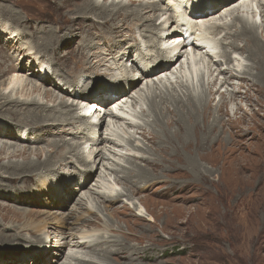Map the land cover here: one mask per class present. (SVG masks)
I'll use <instances>...</instances> for the list:
<instances>
[{
  "label": "rangeland",
  "instance_id": "rangeland-1",
  "mask_svg": "<svg viewBox=\"0 0 264 264\" xmlns=\"http://www.w3.org/2000/svg\"><path fill=\"white\" fill-rule=\"evenodd\" d=\"M96 1L102 3L103 0ZM108 1L107 6L111 11H117L119 8L124 10L135 9L141 11L145 17H150L151 20H154L157 28L161 26L169 28L171 26L170 15L172 12L169 10L167 12L155 11L150 13L142 7L143 5L156 3L163 7V5L165 6L168 3L167 0ZM111 1H114L115 4L122 2L120 7H116L115 4H111ZM128 1L134 3V5H127ZM260 1H263L262 7L255 0L249 11L245 12L243 8L244 12L238 14L247 23L256 25L255 28L258 35L262 34V26H264V0ZM30 3L31 5L26 3L27 6L23 3L24 10L22 7L21 9L30 17L35 15L36 18L41 20H28L23 26L16 28L20 35L19 39L14 42H6V37L9 36V32L6 30L0 35V62L3 64L2 67L4 69V67L9 65L20 68L24 79H28L30 77L28 73L33 71L36 76H31L33 81L38 78L40 82L43 79L44 81L56 82L58 85L63 86V78H66L70 72L76 73L73 67L79 56L84 57L85 62L89 61L90 66H92L96 64L92 54L94 53V56H97L99 53L104 52L99 56V59L102 60L101 66L91 67L87 72L80 74L78 78L81 82L78 90L85 95L92 96V102L89 101L88 104L82 103L77 108L68 107L70 115L73 112L93 115L92 119L87 116L88 121L86 123L93 122L95 134L92 138H96L95 142L97 143L96 145L89 142L83 144L84 140H82L81 134H77L73 138L71 135H65L60 128L61 126H58V129L53 132L55 135L52 133L44 141L28 150V159L36 162V151L40 150L41 159L43 160L49 151L52 150L49 144L52 141H57L62 152H67L68 148L71 147L70 149L74 150L76 157L89 160L90 163L86 166L87 168L83 164L76 162L75 157L70 158L71 156L67 155L63 164L48 167L47 171L41 169L33 172L25 177L26 180L0 178V210H7V208L8 210L13 208L20 209L31 215L30 220H35L38 223L51 222V225H46L45 231L37 234V238H42L41 242H35L34 238L30 236L22 237L14 242H0V264H47L45 261L47 256L50 257L51 264H79L75 259L91 261L96 264H107L98 256L87 254L84 250L72 247L69 245V241L72 240V237L76 238V240H83V237L93 240L102 236L112 238L111 240L114 241L116 239L121 240L120 235L111 233V230H120L124 234L132 231L133 235L137 236L136 239L142 241V247L150 245V231L156 232V239H154L156 241V249L145 252L140 261L137 259L133 264H264V93L259 94L253 89L249 91L247 88H245L246 90L240 89L241 92L247 91L248 97H242L237 105L231 103L228 107L229 110H234L237 106H241L245 117V122L239 125L242 128L241 133H244L247 128H251L252 131L250 133L253 135L239 134L238 137L237 135H226L227 130L223 131L224 135H210L212 139L214 137L218 139L219 137L222 144L221 152L227 157V163L231 164L229 167L225 166L224 169L227 170L225 172L227 175L225 176L227 177L229 172L230 174L236 172L240 177L241 181L237 186L238 189L235 187L223 188L222 196L217 198L216 190L212 186H206L208 183L206 182L205 185L204 183H197L196 187H189L183 194L178 193V191L176 193L174 189L169 188V183L156 185L155 182L149 185L153 180H156L154 175L157 172H152L149 168H146L149 175L152 174L151 176L148 174L144 176H149V186L147 185V187L141 188L139 193L133 194V189L130 188L132 185L121 178L123 171L130 172V168L133 170L136 165L143 167L145 159L156 158V148L139 134L143 129L150 132L153 131L152 127L149 126L154 119L150 111L149 99L154 98L156 102H159V96L168 95L183 98L184 90L179 86H184L181 78H175L177 75H172V71L165 76L161 75L158 78L159 83L154 86L148 85L151 91L148 94L146 92L147 98L142 96L141 99L133 103L131 99L133 93H131L130 98H124L125 101L122 100L121 104H119L121 107L125 106L124 111L131 113L129 118L122 115L121 118L123 120L111 118L109 115L113 109L111 104L102 108L93 96L107 97L106 95H111L106 92L109 85L107 82L120 78L126 69L131 71V64L136 62L133 57L137 56L139 52L136 49H132L128 54L123 52L118 56L117 51L119 50L113 43L109 45L107 42L108 45L91 46L89 41L93 38L89 37V40H85V32L91 33L93 31L97 33L96 30L101 28L102 20L82 19L76 14L74 6H70L67 10H72L68 12L66 17H63V11L58 9L56 0H34ZM139 3H141L140 6ZM175 3H177L175 0L171 2V4ZM0 4L6 5L7 3L1 0ZM178 10H176L175 16L181 14V9ZM219 15L216 19L207 23L206 29H197L195 27L198 24L197 22L189 21L184 17H181L180 20L177 18L182 23H188L191 27H195V35H201L212 42L210 48L195 53L196 61H200L198 67L200 75L197 74L199 76L194 78L195 85L199 87L197 89L199 96L209 93L207 79L209 80L210 78L205 73L210 71L214 74L213 76H216L218 74L217 69L226 68L224 65L225 59L223 60L220 57L225 53L224 50L227 51L226 54L230 55L232 60L230 67H234L233 69L236 72L247 71L250 65V62L243 55L239 53L234 55L228 47L233 40H235L236 45L242 46L240 40L233 38L234 32L240 27L239 21L233 18L234 16L223 14V12H220ZM253 17L254 19H252ZM56 20L64 21L61 24L62 29L60 31H58L59 25L51 23V21L56 22ZM134 22L135 20L132 19L129 20V23H125L126 26L131 27V30L133 29L132 37H129L132 33L129 32L131 30L123 26L124 29L120 32V37L117 39H126L127 44L130 45L134 43L133 37L136 38L137 42L139 40L144 41L143 39L147 40L143 37L142 34H144L146 36L150 35L151 42L156 41L154 30L151 34L142 31L145 28V24L150 25L152 22H145L144 25H141V23L132 25ZM213 25H216V27H213ZM113 26L114 24L112 23L106 25L107 29ZM68 27H73L74 29L70 34H67L68 30L64 29ZM79 27L82 30H79ZM216 28H218V32H221L219 36L214 32ZM79 32L82 33L80 37ZM178 34L180 35H176V38L182 36L180 32ZM53 35H64V39L56 41L55 51L51 54L49 49L46 50L43 47L42 49L39 44L48 39L51 40ZM103 41L110 40L103 39ZM179 41L181 40L178 39L175 44ZM186 48L184 51L187 54L190 53V47ZM206 51L210 54H215L210 58L205 55ZM108 53H113L114 55L107 56ZM182 53L184 52L182 51ZM117 57H119V61ZM185 57L186 55H183L179 62H184ZM217 61H221V63L217 66L213 65ZM175 68H178V66H175ZM53 71L62 74V79L54 74ZM202 73H204V76L206 75L203 78V83L200 78ZM9 78L8 73L0 76V92L7 87ZM223 78L224 76L220 75L218 77L219 82H223ZM120 81H115V83ZM236 84H238V81L232 80L229 84H224L221 87L220 93L223 92L229 102L231 100L230 92L237 87ZM135 87L144 91V81H139ZM68 93L69 95L66 96L62 94L64 98L56 95L53 99L47 100L44 99L43 90L32 95L30 93H22L21 95L17 91L10 94V97L11 99L29 101L34 99L39 104L52 109L61 101L66 103L67 106L75 105V103L79 102L75 98H71L70 91ZM217 102L218 96L215 98V105ZM113 112L116 113L115 110ZM102 116H104V120L103 118L100 119ZM99 119L102 123L100 122V125L95 124L98 123ZM224 120H227V116H224ZM17 122V120L12 121V124L17 126L15 130L12 129V133L17 134V130L21 129ZM29 127L31 126L29 125ZM84 127L82 125L78 133L84 130L83 133L87 132ZM106 127H109L108 129L114 134L110 135ZM102 138L110 139L109 143L100 142ZM211 138L209 143L213 141ZM60 141L63 143H60ZM10 144H13V142L0 139V148H5L4 154L1 155L3 159L0 164L8 162L22 163V157H11L14 155L13 152L16 149H21V147L9 148ZM62 144L65 145L62 146ZM216 147L217 141H213L210 149L206 148L203 154H209L212 150L214 152ZM229 150H232V154H229ZM89 154L92 155L88 157ZM132 163L136 164L133 165ZM206 166L209 168L208 165ZM83 167L88 170L85 171L86 169ZM217 167L219 168V166ZM84 172L86 174L82 176ZM214 174L213 176H217V173ZM157 175L161 176L160 172ZM173 175L174 173L167 172L162 174V177L163 179L167 178L166 180L170 178L175 181L172 177ZM213 176L210 177V180L214 178ZM204 188L208 193H204ZM110 189H115L121 195L120 199L115 200L111 204L112 208L124 206L127 215L118 216L115 212L104 210V202L101 195H109ZM180 194L187 195L188 200L177 198L181 196ZM210 196L213 199L209 198ZM139 204L144 205L147 211L152 213L156 222L149 221L144 212L139 213L135 210V207L138 208ZM87 211L91 212L90 225L83 226L81 220L76 225V221L81 215L84 217L88 216ZM165 211L169 214L168 216ZM180 213H182V216L179 218L177 216ZM61 219L66 220L64 228L54 227V222H58ZM186 220L188 223H185ZM106 228L107 230H105ZM11 233L6 232V234ZM71 235L73 236L70 237ZM112 245L109 244V247ZM131 245L138 246L136 242H132Z\"/></svg>",
  "mask_w": 264,
  "mask_h": 264
},
{
  "label": "bare ground",
  "instance_id": "bare-ground-1",
  "mask_svg": "<svg viewBox=\"0 0 264 264\" xmlns=\"http://www.w3.org/2000/svg\"><path fill=\"white\" fill-rule=\"evenodd\" d=\"M2 1L7 4H0V35L4 33L5 30L9 32V36L6 37V42L8 43L14 42L15 40L19 39L20 32L17 31L16 28L23 26L24 23L26 24L28 20H41L39 18H36L35 15L30 17L23 12V5L25 4V6H27L26 3H29L31 5L30 2L34 0ZM107 1L108 0H103L102 3H99L96 0H56V2L58 3V9L60 11H63V13L61 12L63 14V17H66L68 12L72 10L67 9L70 6H74V10H76V14H78V17H81L85 20H102L101 28H98L96 30L97 33H94L93 31L91 33L87 31L85 32V40L93 38L89 41L91 46L95 45L97 47V45H108V43L110 45V43H113V45L120 51H117L118 56H120L123 52H125V54H128L132 51V49H136L139 52L137 56L133 57L136 62H133V64H131V71L126 69V71L121 74L120 78H115L114 81L107 82L109 83V85L106 92H109L111 95H106L107 97L96 95L93 96L95 98V101L99 103L100 107L104 108L106 105L111 104L113 109H110L112 111L110 112V114L108 113L110 117L116 120H123L121 118V115L129 118L131 116V113L124 111L125 106L121 107L119 105L121 104L122 100H124V98H130L129 96L131 93H133V96H131L133 103L136 102V100L141 99L142 96L147 98L148 95H145L146 92L148 94L151 91L148 85L154 86L156 83H159L160 81L158 80V78L161 75L165 76L168 73L170 74L172 71V75H177L175 78H181V82H183L184 85H179L184 90L183 98H176L173 95H168L159 96V102H156L154 98L149 99L150 111L152 112L154 118L153 122L149 124V126L152 127L153 131L150 132L146 131L143 128H140L143 129V131H140L139 134L143 136L149 144L153 145L156 148V158L145 159L143 161V167H141L140 165H136L134 166L133 170L132 168H130V172H121V178L132 185L130 188L133 189V194L139 193L141 188L147 187V185L149 184L148 177L152 174L149 175V172L146 170V168H149V170L152 172H157L156 175H154L156 176V180H153V182L149 185H152L155 182L156 185H165L169 183V188L174 189L176 193L178 191V193L180 192L183 194L189 187L191 188L197 185V183H204L205 185L206 182H208L206 186H212L216 190V197L220 198L223 193V188H237L241 181L240 177L236 172L231 174L230 172H227L228 176H225L227 175L225 173L227 170H225L224 168L225 166L229 167L231 164L227 163V157H225V155H223V153L221 152L222 144L219 137L218 139L217 137H214L212 139L210 135H224V130L228 131L226 135H237V137L239 134L253 135L252 133H250L252 131L251 128H247L244 133H241L242 128H240L239 125L245 122L244 112L242 113L241 106H237L234 110H229L228 107L231 103L237 105L240 98L248 97V93H246L247 91L241 92L240 89L246 90L245 88H247L248 91L250 89H253L259 94L264 93V26H262V34L258 35L257 29L255 28L256 25L254 26L247 23L246 20L244 21L238 15L239 13H243L244 10L245 12L249 11L252 3H254L255 0H175L177 1V3L175 4H171V2L174 0H167L168 3L165 6L163 5V7L158 3L142 6L144 10H147L150 13L155 11L167 12L168 10L172 12L171 15L169 14L171 18V26H169V28H166L164 26H161L159 28L155 27L154 20H151L150 17H145L139 10H124L119 8L117 11H111L107 6ZM121 2L122 1L115 4L114 1H111V4H115L116 7H120ZM262 2L263 1L257 0V3H259L261 7L263 6ZM132 4L134 5V3H132L131 1H128L127 3V5ZM140 4L141 3H139V6ZM30 5L29 7H31ZM21 7L23 10L21 9ZM178 9H181V14L179 16L177 15V17L175 16V12ZM220 12H223V14L234 16L233 18H236V20L239 21L240 27L234 32L233 38L236 40H240L242 42V46L236 45V43L234 42L235 40H233V42H231L230 46L228 45V47L234 55L238 53L243 55L250 62V65L247 71H237V73L236 70L233 69L234 67H230L232 61L231 57L230 55L226 54L227 51L224 50L225 53H221L222 55L220 57L221 59L223 58V60L225 59L224 65L226 68L217 69L218 74L216 76H213L214 74L210 71L205 73L206 75H209L210 78L209 80L207 79L209 93L207 95L204 94L199 96L197 93V89H199V87L198 85H194V78H197V76L200 75V69L198 68L200 61H196L195 53L202 52L201 50L210 48L212 42L201 35L198 36L196 34V36L194 28L197 27V29H206L208 26L207 23H209L213 19H216ZM181 17H184L189 21L197 22L198 24H196L195 27H191L190 25H188V23L184 24L179 21ZM132 19L135 20L134 24L132 25H137V23H141V25H144L145 22H152V24L150 25L145 24V28H143L142 31H145L146 33L148 32L150 34L155 31L156 41L151 42L150 40L152 39L149 37L150 35L146 36L144 34L142 35L147 40L142 38L144 41L139 40V42H137L136 38L133 37L134 43L130 45L127 44L128 42L126 39H117L120 37V32H122L124 28H128L131 30V27L126 26L125 23H129V20ZM252 19H254V17ZM62 22L64 21H51V23L59 25L58 31L62 29ZM109 23L114 24V26L110 29H107L108 27H106V25ZM172 24L175 26H173L174 28L172 27ZM213 27H216V25H213ZM150 28L152 31L149 30ZM64 29L68 30V32H66L67 34H70L74 30L73 27ZM78 29L84 30V27L82 26V29L80 27ZM129 32H132L129 36L132 37V34L134 33L133 29ZM179 32L182 36H180V38H176V35H180L178 34ZM214 32L218 36L219 34H221V32H218V28H216ZM81 34L82 33L79 32V37L81 36ZM60 39H64V35H53V37H51V40L48 39L44 41L42 44H39V47H43L46 50L49 49L52 54L55 51L56 41ZM103 39H107L110 41L105 42L103 41ZM178 39H180L181 41L175 44ZM186 47H190V53L188 54L186 53V51H184ZM182 51L184 53H182ZM103 53L104 52L99 53L97 56H94V53L92 54L93 59L96 60V64H93L92 66H90L89 61L85 62L84 57L79 56L77 61H75V66L73 67L76 73H68L69 75H67L66 78H63V86L58 85L56 82L54 83L48 80L44 81L43 79L41 80L42 82H40L38 78H36V81H33L32 77H36L33 71H30L28 73L30 74V77L28 79H24L21 75L22 70L20 68L8 65L3 69V64L0 62V76H2L4 73H8L10 77L7 87L0 92V119H2L0 120V139L13 142V144L9 145V148L21 147V149H16L13 152L14 155L11 157L16 156L23 158L22 163L8 162L6 164H0V178H20L21 180H26L25 177L33 172L41 169L47 171L48 167H52L61 163L63 164L67 155L71 156L70 158L75 157L76 162L83 164V166H88V163H90V161L82 159L80 157H76L74 150L70 149L71 147L68 148L67 152H62L57 141H52L49 144L52 147V150L49 151V153L43 160L41 159L42 154L40 150L38 152L36 151V162L29 160L27 157V153L31 147L44 141L47 136L52 135V133L58 129V126H61L60 128L65 135H71L74 138L75 136H77V134H81L82 140H84L83 144L89 142L96 145V138H92L95 134L94 124L92 121L91 123H86V121H88L87 116H90L92 119L93 115L74 112L72 115H70L68 109L70 107L77 108L82 103L88 104V102L91 101L92 96L85 95L80 90H78L79 84L81 83L78 78L80 74L87 72L91 67L96 68V65L101 66L102 60L99 59V56H101ZM214 54L215 53L210 54L208 51L205 52V55L209 56L210 58H212ZM111 55L114 54H107V56ZM183 55H186V57L184 59V62L180 63L179 60ZM117 58L119 61V57ZM219 63H221V61H217L213 65L217 66ZM175 66H178V68H175ZM53 73L60 76L62 79V74L56 73L55 71H53ZM220 75L224 76L223 82H219L218 80V77ZM205 76L204 73H202L200 76V78L202 79V83ZM232 80L238 81V84H236V88L231 90V100L229 102L226 100L225 94L223 92L220 93V90L224 84H229ZM115 81L120 82L115 83ZM139 81H144V91L138 89V86L135 87V85ZM66 86L68 87L66 88ZM16 90L21 95L22 93H30L31 95L37 94L41 90H43L44 99L46 100L53 99V97H56V95H60L61 98H64L62 94H64L65 96L69 95L68 91H70L71 98H75L79 102L75 103V105L71 104L70 106H67L66 103L61 101L57 104L56 107L49 109L47 106L39 104V102L34 99L30 101L11 99L10 94L17 92ZM149 95L151 96V94ZM216 96H218V102L215 105L214 102ZM113 110H115L116 113H113ZM85 111L87 110L85 109ZM116 114L120 115L117 116ZM224 116H227V120H224ZM103 117L104 116H102L100 119H102ZM100 119L98 120V123L95 124L100 125V122L102 123ZM15 120L18 121L17 123L21 127L20 130H17V134L12 133V129L15 130L17 128V126L12 124V121ZM28 124L31 127H29ZM82 125L85 126L84 128L87 129V132L83 133L85 131L84 130L83 132L78 133V131L81 130ZM106 128L108 129L109 127ZM107 131L110 135L114 134L110 129H108ZM210 138L214 142L217 141V147L214 152L212 150L209 154L204 155L203 151L206 150V148L210 149V146L213 145V141L209 143ZM109 141L110 139L106 138H102L100 140V142L105 143H109ZM61 142L62 141H60V143ZM5 145L7 146L6 142ZM63 145L65 144H62V146ZM4 150L5 148H0V163L3 159L1 155L4 154ZM229 154H232V150H229ZM91 155L92 154H89L88 157ZM210 155L211 157H209ZM209 158L213 159L210 160ZM205 165H208L209 168L207 166L205 167ZM217 166H219V168ZM217 168L218 170H216ZM87 170L88 169H86L85 171ZM158 172H160L161 176L157 175ZM167 172L174 173L172 177L176 182L170 178H168V180H166L167 178L163 179L162 174ZM214 173H217V176H213L215 175ZM85 174L86 172H84L82 176H85ZM147 174L149 176L144 177ZM212 176L214 178L210 180V177ZM203 191L204 193H208L205 188L203 189ZM119 194L115 189H110L109 195H101V198H103L104 202V210H108V212L111 211L112 213L115 212L118 216L127 215V212H125L126 208L124 206L113 208L111 206V204L115 200L117 201L121 198V195ZM182 194H180L181 196L177 198L187 201V195ZM227 195L229 194L227 193ZM209 198H212V196H210ZM135 208V210L139 213L144 212L149 218V221L156 222L155 218H153L152 213L148 212L144 205L139 204V207ZM165 212L167 214V211ZM87 214L88 216L86 217L81 215L76 221V225H78V221L81 220L83 226H89L91 220V212L87 211ZM168 215L169 214H167V216ZM181 216L182 213H180L177 217L180 218ZM30 217V214L25 211H21L20 209L13 208L12 210H8L7 208V210H0V242H14L21 239L22 237L27 236L33 237L35 242H41L42 238H37L36 236L37 234L45 231L44 229L46 228V225H51V222L48 223L47 221H44L43 223H38L35 220H30ZM185 223H188L187 220ZM65 225L66 220L64 219H61L58 222H54V227L64 228ZM69 230L71 231V229ZM105 230H107V228ZM6 232L12 233L6 234ZM110 232L119 234L121 240L116 239V241H114L111 240L112 238L103 236L99 239L93 240H88L86 237H83V240H76V238H73V235H71L70 237H72V240L69 241V245L77 249L84 250L87 254L98 256L107 264H113V262L114 264H133L137 259H139L140 261L142 255L145 252L153 251L156 249V241L154 240L156 239L155 231H150V245H146L143 247L141 246L142 241L136 239L137 236L133 235L132 231H130L128 234H124L120 230H111ZM132 242H136L138 246H132ZM109 244L113 245L109 247ZM75 260L79 264H96L91 261H82L78 259ZM45 261L47 264L52 263L49 256L45 258Z\"/></svg>",
  "mask_w": 264,
  "mask_h": 264
}]
</instances>
